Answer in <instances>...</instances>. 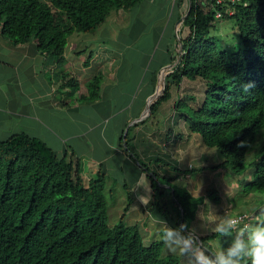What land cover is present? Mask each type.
Returning a JSON list of instances; mask_svg holds the SVG:
<instances>
[{"label":"trees","instance_id":"16d2710c","mask_svg":"<svg viewBox=\"0 0 264 264\" xmlns=\"http://www.w3.org/2000/svg\"><path fill=\"white\" fill-rule=\"evenodd\" d=\"M139 1L0 0V33L14 45L36 39L37 47L61 64L72 32L94 30L112 10H130ZM185 2L179 15L183 16L179 61L165 76L164 89L150 105L149 115L130 125L121 142L132 152L131 130L155 116L159 106L171 99V88H179L184 79L201 80V96L178 95L173 109L189 132L222 155V161L210 169L223 167L228 174L250 177L239 183L235 199L255 196L257 222H264V210H257L264 204V0L227 4L213 0L207 3L208 11L198 0ZM216 9L222 13L219 19H234L239 40L235 48L224 46L210 32ZM167 53L169 64L176 56L170 48ZM100 79L97 75L88 83L87 99L98 95ZM249 82L254 87L242 91L241 85ZM133 157L140 167L146 166L137 153ZM153 175L150 205L163 215L159 185L165 181ZM105 184L101 171L86 182L78 160L57 156L37 137L17 133L0 139V264H182L177 255L162 253V241L144 244L138 225L124 222L127 209L116 223H108ZM169 188L177 219L174 227L186 223L191 229L205 197ZM205 195L213 202L220 200L214 189ZM244 213L241 224H250L249 212ZM215 237L224 247L231 240L215 232L200 235L209 252L213 251L207 241Z\"/></svg>","mask_w":264,"mask_h":264},{"label":"crops","instance_id":"0c3cea01","mask_svg":"<svg viewBox=\"0 0 264 264\" xmlns=\"http://www.w3.org/2000/svg\"><path fill=\"white\" fill-rule=\"evenodd\" d=\"M186 4L185 0H140L130 10H112L98 28L74 31L67 37L61 64L54 55L41 51L36 39L14 45L0 33V139L17 133L37 137L57 156L78 160L86 182L101 171L105 176V191L111 198L108 207L136 209L137 215L129 219L134 221L132 224L140 223L139 229L146 239L150 229L156 227L144 221L143 213L145 209H157L150 205L153 193L150 176L154 178V175L148 174L150 164L138 165L121 137L159 83V71L168 64V48L173 52L176 31L182 22L179 15ZM159 13L162 21L164 15L171 13V20L174 15L171 34L158 56L149 61L151 50L147 52L139 72L133 76L137 68L134 63L122 67V51L140 42L138 39L153 20L152 15ZM97 75L101 76L98 95L87 99L88 83ZM150 131L144 123L130 132L131 148L135 153L139 151L143 161L149 159L148 163L149 148H145L146 143L139 144L151 137ZM154 165L159 172L163 170L160 160ZM143 174L150 185L147 205L137 200V194L144 191L137 188ZM169 183L159 185L162 209L171 206ZM124 193L128 194L126 199ZM152 215L156 223L162 213L157 210ZM166 222L171 227L175 225L174 219L172 223Z\"/></svg>","mask_w":264,"mask_h":264},{"label":"rangeland","instance_id":"374dc122","mask_svg":"<svg viewBox=\"0 0 264 264\" xmlns=\"http://www.w3.org/2000/svg\"><path fill=\"white\" fill-rule=\"evenodd\" d=\"M152 16L153 20L149 24L148 22H146V24L148 25L142 35L143 37L138 39L140 42L135 43L132 48H124V50L122 51V67L128 68L129 63H134L137 68V71L132 72L133 76L137 74V72H139L138 69L140 65L146 60L145 55L147 54V52L151 50L149 61L151 60V58H153L154 55L158 56L162 45L166 43L169 35L171 34L174 15L172 16V20L171 13L164 15L163 21L161 20V13H159L158 15L153 14ZM181 27L182 23L178 25L176 38L173 44V54H175L176 57L181 46V43L179 42V29ZM210 32L211 34H215L218 39L221 40V43L224 46H232L233 48H235L238 45V31L233 18L215 19ZM135 49H138V51L136 52ZM153 61L154 59L152 60V62ZM148 69L149 67H147V70ZM170 70L171 69H168V72H170ZM141 88L143 87L141 86ZM160 88L161 84L158 83V89ZM202 91L203 84L199 79L194 81H187L184 79L179 88L172 87L171 99L162 103L159 106L158 112L155 114V116L152 119H148L146 121L147 123H145L151 129L150 133H154L155 136L152 135V138H147L146 141L142 140L139 145H144L145 143L147 144V147L145 148H149V152L147 153V155L150 158V162L148 163L149 160L147 162L143 161L141 159L143 157L140 156L139 151L137 155L144 163H146L147 165H151L148 174L153 175V173H155L156 177L158 175L160 178H162L163 181L170 182L169 184L171 186L178 188L176 189L178 193L186 190L192 196L203 195L205 197L204 203L198 206L197 216L191 224V229H195L197 234L205 236L211 234L212 232H215L214 226L217 222H219L220 219L229 217L231 216V214L235 215V212L237 211H240L242 213L248 211L249 215L251 216L250 224L258 223V218L256 217L257 215L254 212V208L257 207L256 200L253 199L255 198V196L253 197V195L250 194L243 197L242 199H235L239 183L245 180H249L250 177L246 176L245 178L242 176L240 177L228 174L223 167L210 169V166L216 165L222 161V155H220L215 148L204 146L198 135L189 132L183 118L179 116V114L176 113L173 109V101L178 95L180 96L187 93L194 96H201ZM188 101L191 102V104L193 103L192 100ZM148 115L149 114L145 115L144 117H147ZM159 134L163 135L161 139L159 138V136H157ZM258 138L262 139V136L260 135ZM133 149L134 148L132 146L131 151L135 153ZM155 156L160 158V162L163 163V170L160 172L154 165V163L158 161L155 160ZM168 176H170V178H168ZM177 176L179 177V179H174ZM114 178H116V180H119L117 177ZM210 189L216 190L217 194L220 197V200L218 202H213L211 198L209 199L206 197L205 192L206 190ZM105 195L107 198V204H109L111 202L110 195L106 191ZM127 195V193L123 194V196H125V199ZM170 197L172 198L171 195ZM126 203L127 201L125 202V204ZM166 207L167 209H163L164 214L160 215V219L163 221H165L166 219V221H168L169 223H172L174 219L177 225V219L174 216L175 212L173 211L172 206L166 205ZM258 207V212L264 210V204H261ZM129 208L130 207H125L124 209H110V207H108L107 205L108 223L110 225L116 223L119 220L121 214L124 213L125 209H127V211L129 212ZM153 212L157 213V210L145 209L143 212L144 215H146L144 221L147 220L150 224L156 225L155 228L152 227V225L150 226L152 228L150 229L151 234L149 236V239H146L147 237L144 236L140 231L144 244H149L154 240L162 241L161 234L163 231V225L157 222L158 219H156L157 224L154 223L155 218L152 215ZM137 213L138 212L136 209H133V211L130 210V212L124 216V222H130V224H132L134 221H130V219L133 218L132 215L136 216ZM148 222H146L147 229ZM138 224L140 225L139 222ZM207 244H210L213 252L221 246L218 237H215V239H210L209 241H207ZM162 253H170L164 243ZM175 255H177L180 258V262L184 264L183 258L178 254Z\"/></svg>","mask_w":264,"mask_h":264},{"label":"clouds","instance_id":"9594fccd","mask_svg":"<svg viewBox=\"0 0 264 264\" xmlns=\"http://www.w3.org/2000/svg\"><path fill=\"white\" fill-rule=\"evenodd\" d=\"M254 87L251 82L242 84V91ZM137 188H142L143 194H137V200L147 205L150 202V185L145 174ZM163 225L161 240L167 250L178 254L184 264H264V222L241 224L240 219L224 217L214 226V231L221 238L231 237L227 247L221 245L216 251L209 252L202 243L200 234L195 229H189L186 223L177 227L167 225L166 221L158 219Z\"/></svg>","mask_w":264,"mask_h":264},{"label":"water","instance_id":"95a60500","mask_svg":"<svg viewBox=\"0 0 264 264\" xmlns=\"http://www.w3.org/2000/svg\"><path fill=\"white\" fill-rule=\"evenodd\" d=\"M179 20L182 21L183 20V16ZM181 53H182V46H180V48H179V52H178V55H177L176 59L172 63L166 64L160 69V71H159V76H160L159 77V83L161 84V88L158 89V85H156L153 93L147 98V100L145 102V105L143 107V110L140 113V115L138 117L132 119V121H130L128 123V125L125 127L124 133H123L124 135H125L126 131L128 130V127L130 125L142 120L144 118V116L149 113L150 105L157 99V97L160 95V93L164 89V85H165L164 79H165V75L168 72V69H171L174 65L177 64V62L179 61V58L181 56Z\"/></svg>","mask_w":264,"mask_h":264},{"label":"built area","instance_id":"2783aa9c","mask_svg":"<svg viewBox=\"0 0 264 264\" xmlns=\"http://www.w3.org/2000/svg\"><path fill=\"white\" fill-rule=\"evenodd\" d=\"M199 1V3H200V5L205 9V10H209V7H210V5H208L207 3H209V2H211L212 3V1L213 0H198ZM215 2H217V3H221V4H227L228 2H230V3H233L234 1H236V0H214ZM232 13V11H229V14H231ZM222 16V13L218 10V9H216L215 10V13H214V18L215 19H219L220 17ZM246 217V213H241L240 215H238L236 218L237 219H240V221H243V219Z\"/></svg>","mask_w":264,"mask_h":264}]
</instances>
